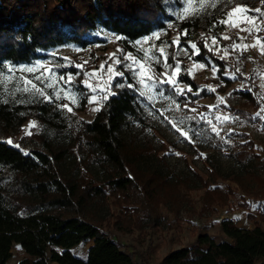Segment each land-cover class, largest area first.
Masks as SVG:
<instances>
[{
	"label": "rangeland",
	"instance_id": "374dc122",
	"mask_svg": "<svg viewBox=\"0 0 264 264\" xmlns=\"http://www.w3.org/2000/svg\"><path fill=\"white\" fill-rule=\"evenodd\" d=\"M163 4L172 20L131 49L120 36L100 28L88 47L66 44L32 62H7L0 68V106L8 105L15 118L26 119L2 124L0 141L25 153L68 150L55 165L63 181L78 186L66 215L116 236L133 260L148 264H160L171 251L193 246L199 234L220 238L219 224L225 220L243 229L264 228V0ZM237 8L244 11L235 12ZM227 41L232 52L223 45ZM199 44L228 61L229 86L218 68L195 60ZM127 56L137 70L141 63L146 69L143 85L139 80L144 78L126 67L131 63ZM251 73L259 87L258 109L238 93L243 82L236 74ZM185 76L199 89L184 82ZM128 79L143 93L145 123L119 131L127 144L120 168L99 161L79 138L83 124L103 108L105 92L115 95L122 88L117 85H129ZM153 80H171L184 94ZM201 90L211 95L197 99ZM93 95L96 101L89 103ZM121 178H129L124 189L109 181ZM18 190L10 197L20 204L27 198ZM89 245L75 253L84 254ZM12 252L8 264L26 256L18 244Z\"/></svg>",
	"mask_w": 264,
	"mask_h": 264
},
{
	"label": "trees",
	"instance_id": "16d2710c",
	"mask_svg": "<svg viewBox=\"0 0 264 264\" xmlns=\"http://www.w3.org/2000/svg\"><path fill=\"white\" fill-rule=\"evenodd\" d=\"M170 20L163 0H0V68L7 62H32L43 52L66 44L88 47L100 28L120 36L131 49L132 43L166 28ZM223 45L233 51L232 43ZM199 49L195 60L218 68V76L229 86L231 81L225 72L232 68L228 61L202 44ZM236 78L243 82V88L238 90L240 96L258 109L261 101L254 75L236 74ZM182 79L199 89L190 78ZM126 82L133 83L131 79ZM210 95V91L201 90L196 98ZM47 117L43 120L48 121ZM17 120L23 123L26 119L15 118L8 105L0 106V127L12 126ZM143 123L141 97L126 85L83 124L79 143L102 163L123 168L127 144L118 133L124 127ZM261 124L264 129V121ZM67 154L65 149L25 153L0 141V264L9 263L14 244L26 254L16 264H148L133 260L116 236L84 218L66 215L77 197L78 186L63 181L55 165ZM128 179L109 181L124 189ZM17 186V193L27 198L20 204L10 197ZM219 230L220 238L199 234L196 244L171 251L160 264H264V228L255 225L251 230L243 229L225 220ZM88 244L84 254L75 253Z\"/></svg>",
	"mask_w": 264,
	"mask_h": 264
},
{
	"label": "snow or ice",
	"instance_id": "6c2138e0",
	"mask_svg": "<svg viewBox=\"0 0 264 264\" xmlns=\"http://www.w3.org/2000/svg\"><path fill=\"white\" fill-rule=\"evenodd\" d=\"M235 12H240V11H244L243 9H240V8H237V9H235L234 10ZM260 11V9L259 8H257L256 9V12H259ZM192 48H196V46L193 44L192 45ZM162 51V50H161ZM198 49H197V53H198ZM126 59H128L129 61H131V63H129L128 65H126V67H128V69L130 70V71H133V72H136V74H137V77H143L144 79H140L139 80V85H143L144 84V80L145 79H148V76H147V71H146V69H144V66H143V64L141 63V69L140 70H137L135 67H134V64H135V61L132 59V57L131 56H127L126 57ZM116 63H120V61L119 60H117L116 61ZM104 66L103 65H101V68H103ZM27 71H29V72H31L32 71V69H27ZM176 71L177 72H179V69L177 68L176 69ZM109 72H111V68H109ZM163 73H161V77H163ZM69 80H71V77H69ZM160 82H167V83H169L172 87H173V90H174V92L176 93V94H180V95H183L184 93H183V90L182 89H180L179 87H178V85L176 84V83H174L173 81H171V80H167V81H156V80H153V84H156V83H160ZM85 85L86 86H88V87H91V85H87V81H85ZM123 86H125V85H123V84H119V85H117V87H123ZM127 87H129V88H133L134 86L132 85V84H129V85H127ZM25 91H27V89H25ZM93 91L95 92L96 90L95 89H93ZM140 95H143V93H139ZM159 95H163V93H160ZM109 97H108V93L107 92H105V94H104V99L105 100H107ZM149 98H151V97H149ZM96 101V96L95 95H93V96H91L90 98H89V103H92V102H95ZM95 110H99V109H95ZM261 115V113H257V116H260ZM209 123H211L210 121H209ZM213 131H215V128H213ZM218 134V133H217Z\"/></svg>",
	"mask_w": 264,
	"mask_h": 264
},
{
	"label": "crops",
	"instance_id": "0c3cea01",
	"mask_svg": "<svg viewBox=\"0 0 264 264\" xmlns=\"http://www.w3.org/2000/svg\"><path fill=\"white\" fill-rule=\"evenodd\" d=\"M52 264H58V263H52Z\"/></svg>",
	"mask_w": 264,
	"mask_h": 264
}]
</instances>
